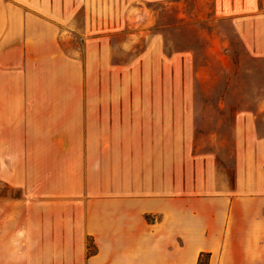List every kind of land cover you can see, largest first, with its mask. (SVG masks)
<instances>
[{
    "label": "crops",
    "instance_id": "0c3cea01",
    "mask_svg": "<svg viewBox=\"0 0 264 264\" xmlns=\"http://www.w3.org/2000/svg\"><path fill=\"white\" fill-rule=\"evenodd\" d=\"M63 1L0 0V184L20 190L0 194V264H198L202 253L264 264L253 117L237 118L231 184L214 154L140 136L122 105L75 87L84 73L59 44ZM222 1L264 55V0Z\"/></svg>",
    "mask_w": 264,
    "mask_h": 264
},
{
    "label": "rangeland",
    "instance_id": "374dc122",
    "mask_svg": "<svg viewBox=\"0 0 264 264\" xmlns=\"http://www.w3.org/2000/svg\"><path fill=\"white\" fill-rule=\"evenodd\" d=\"M63 9L59 44L84 73L75 87L122 105L140 136L171 138L172 154H214L233 183L237 118L252 116L264 135V55L248 46L226 1L64 0ZM0 194L20 190L0 184Z\"/></svg>",
    "mask_w": 264,
    "mask_h": 264
},
{
    "label": "trees",
    "instance_id": "16d2710c",
    "mask_svg": "<svg viewBox=\"0 0 264 264\" xmlns=\"http://www.w3.org/2000/svg\"><path fill=\"white\" fill-rule=\"evenodd\" d=\"M204 258L206 259L205 262H204ZM208 259H209V253H202L198 264H208Z\"/></svg>",
    "mask_w": 264,
    "mask_h": 264
}]
</instances>
